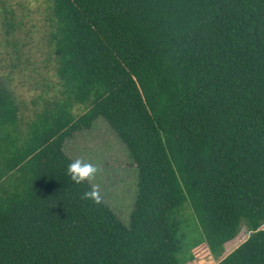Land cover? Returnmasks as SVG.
Returning <instances> with one entry per match:
<instances>
[{"label":"trees","instance_id":"16d2710c","mask_svg":"<svg viewBox=\"0 0 264 264\" xmlns=\"http://www.w3.org/2000/svg\"><path fill=\"white\" fill-rule=\"evenodd\" d=\"M53 97L0 83V264H182L188 200L217 264H264V0H44ZM104 120L137 174L127 223L64 144Z\"/></svg>","mask_w":264,"mask_h":264},{"label":"rangeland","instance_id":"374dc122","mask_svg":"<svg viewBox=\"0 0 264 264\" xmlns=\"http://www.w3.org/2000/svg\"><path fill=\"white\" fill-rule=\"evenodd\" d=\"M49 19L50 4L44 0H0V83L17 102L29 107L37 96L53 97L58 88L48 43ZM64 152L72 160L85 159L102 168L93 183L100 185L104 203L127 223L135 202L137 174L126 147L107 123L98 119L89 131L68 139ZM169 217L178 223L182 264H217L249 235L243 228L236 240L224 246L223 255L214 259L188 200Z\"/></svg>","mask_w":264,"mask_h":264},{"label":"clouds","instance_id":"9594fccd","mask_svg":"<svg viewBox=\"0 0 264 264\" xmlns=\"http://www.w3.org/2000/svg\"><path fill=\"white\" fill-rule=\"evenodd\" d=\"M102 172L100 166L81 158L73 160L67 167V175L75 184L80 185L87 182L89 185V190L83 193L82 199L90 200L97 205L103 203V196L100 185L93 181H96Z\"/></svg>","mask_w":264,"mask_h":264},{"label":"crops","instance_id":"0c3cea01","mask_svg":"<svg viewBox=\"0 0 264 264\" xmlns=\"http://www.w3.org/2000/svg\"><path fill=\"white\" fill-rule=\"evenodd\" d=\"M229 254V253H228ZM227 255V254H226Z\"/></svg>","mask_w":264,"mask_h":264}]
</instances>
